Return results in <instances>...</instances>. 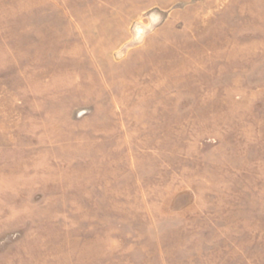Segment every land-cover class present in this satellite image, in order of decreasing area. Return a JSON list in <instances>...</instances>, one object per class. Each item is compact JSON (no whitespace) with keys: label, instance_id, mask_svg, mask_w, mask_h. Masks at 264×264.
I'll use <instances>...</instances> for the list:
<instances>
[{"label":"rangeland","instance_id":"obj_1","mask_svg":"<svg viewBox=\"0 0 264 264\" xmlns=\"http://www.w3.org/2000/svg\"><path fill=\"white\" fill-rule=\"evenodd\" d=\"M0 264H264V0H0Z\"/></svg>","mask_w":264,"mask_h":264}]
</instances>
